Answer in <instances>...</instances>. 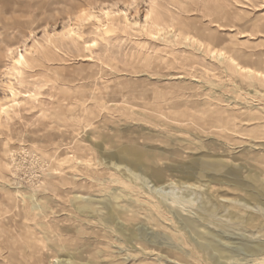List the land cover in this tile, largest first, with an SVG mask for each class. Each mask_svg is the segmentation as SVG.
Masks as SVG:
<instances>
[{
	"label": "rangeland",
	"instance_id": "obj_1",
	"mask_svg": "<svg viewBox=\"0 0 264 264\" xmlns=\"http://www.w3.org/2000/svg\"><path fill=\"white\" fill-rule=\"evenodd\" d=\"M261 247L264 0H0V264Z\"/></svg>",
	"mask_w": 264,
	"mask_h": 264
},
{
	"label": "bare ground",
	"instance_id": "obj_2",
	"mask_svg": "<svg viewBox=\"0 0 264 264\" xmlns=\"http://www.w3.org/2000/svg\"><path fill=\"white\" fill-rule=\"evenodd\" d=\"M122 12H124L125 13V11L124 10H121ZM108 12H109V10L108 9H106L105 10V14H108ZM21 58H23V56H21ZM133 151V150H132ZM186 224L189 226V224H191L190 222H186ZM258 249V248H257ZM259 249H263V251H264V248L263 247H261V248H259ZM252 252V251H251Z\"/></svg>",
	"mask_w": 264,
	"mask_h": 264
}]
</instances>
